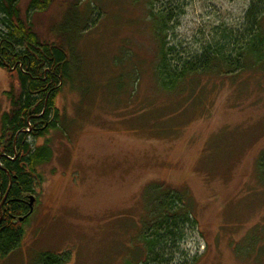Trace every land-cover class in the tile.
Masks as SVG:
<instances>
[{"label":"rangeland","instance_id":"1","mask_svg":"<svg viewBox=\"0 0 264 264\" xmlns=\"http://www.w3.org/2000/svg\"><path fill=\"white\" fill-rule=\"evenodd\" d=\"M188 1L169 40L192 52L220 28L239 30L251 3ZM78 2L83 16L90 2L95 11L82 39L74 31L66 44L72 82L57 98L59 123L29 140L34 149L48 145L52 158L37 169L22 242L0 264H34L43 253H70L67 264H125L155 184L185 191L198 223L176 263L264 264V90L241 72L167 93L153 80L148 1ZM11 89L0 68V136Z\"/></svg>","mask_w":264,"mask_h":264},{"label":"trees","instance_id":"2","mask_svg":"<svg viewBox=\"0 0 264 264\" xmlns=\"http://www.w3.org/2000/svg\"><path fill=\"white\" fill-rule=\"evenodd\" d=\"M147 1L145 22L157 49L152 74L161 90L175 95L186 87L192 89L196 79L236 78L241 72L251 75L264 90V0H251L239 30L218 29L197 52L169 40L189 1ZM55 7L60 14L49 19ZM87 8V16L95 11L91 2ZM85 16L78 0H0V68L13 81V89L6 93L11 109L0 136V258L19 248L22 225L33 214L29 215L31 208L23 200L37 191V169L51 160L52 150L48 145L34 149L29 140L38 141L57 128V98L63 85L72 82L66 44L74 31H79V35L74 32L78 41L82 39L90 19ZM259 169L264 175V152ZM162 186L152 185L147 194L149 214L137 237L136 251L125 264H179L178 247L187 229L198 225L186 192ZM69 260L70 253H43L34 264H67Z\"/></svg>","mask_w":264,"mask_h":264},{"label":"water","instance_id":"3","mask_svg":"<svg viewBox=\"0 0 264 264\" xmlns=\"http://www.w3.org/2000/svg\"><path fill=\"white\" fill-rule=\"evenodd\" d=\"M6 67L9 68L8 66H6ZM9 70H10V71H13L12 69H9ZM29 199H30V201H31V202L29 203V206H30V208H31L29 215H31L32 212L34 211L35 197H34V196H30ZM22 220H23V218L20 219V221H22Z\"/></svg>","mask_w":264,"mask_h":264},{"label":"flooded vegetation","instance_id":"4","mask_svg":"<svg viewBox=\"0 0 264 264\" xmlns=\"http://www.w3.org/2000/svg\"><path fill=\"white\" fill-rule=\"evenodd\" d=\"M12 180H13V178L10 177V185H11ZM30 196H34L35 197V202H34V206H35V203L37 202V198H36V196L34 194H28L27 195V199L23 200V203H30L31 202L30 199H29Z\"/></svg>","mask_w":264,"mask_h":264}]
</instances>
